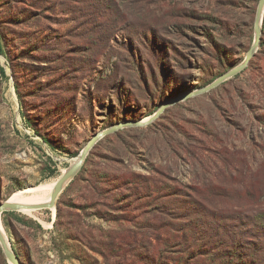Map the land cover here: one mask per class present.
Segmentation results:
<instances>
[{"label":"rangeland","instance_id":"rangeland-1","mask_svg":"<svg viewBox=\"0 0 264 264\" xmlns=\"http://www.w3.org/2000/svg\"><path fill=\"white\" fill-rule=\"evenodd\" d=\"M258 1L0 0V202L58 179L96 133L147 119L242 63ZM159 118L96 144L95 170L114 150L124 163L110 168L112 209L70 182L57 203L80 209L62 207L58 227L57 203L37 217L12 212L13 232L1 215L21 264H125L124 252L134 264H264V223L252 220L264 211V16L241 72ZM131 174L150 178L148 190L133 191ZM160 181L177 196L162 199ZM71 220L97 248L69 240Z\"/></svg>","mask_w":264,"mask_h":264},{"label":"trees","instance_id":"trees-1","mask_svg":"<svg viewBox=\"0 0 264 264\" xmlns=\"http://www.w3.org/2000/svg\"><path fill=\"white\" fill-rule=\"evenodd\" d=\"M0 55L4 56V49H3V39H2V33L0 30ZM1 73L4 75V69H1ZM161 118V116H160ZM159 118V119H160ZM156 124V122L154 121L151 125H149V129L151 127H153ZM115 136H120V132H116L114 134ZM104 139H108V136L105 137ZM96 146V145H95ZM95 146L93 147V149L90 151L89 155L87 156L81 170L79 171V173L76 175V177L72 180V182L70 183V186H77V191H81V188H83V192L81 193V198L89 201L90 204L93 205H103L106 206V208H111L112 202L110 199V193L111 190L109 189V182L113 181L111 180L112 175H110L111 173V167H118V168H124V163L122 161V158L120 157V150H114L112 151V153L115 155V157L117 158V160L115 158L111 159L108 156H104V164L102 165V167L97 168L96 170L94 169V167L92 166L91 163V158L93 155V151L95 149ZM108 157V158H107ZM115 164V165H114ZM114 165V166H113ZM151 171L156 174V175H161L162 176V180L163 181H174L173 179L169 178L168 176H165L162 172L159 171V169H152ZM116 173H120L121 171L119 169H115ZM133 179H134V189L133 191H138L139 189V185L140 183L143 184L144 188L146 190H148V185L150 183V181H152L150 178L147 177H143L141 175H134L131 174ZM125 174H120L118 176L117 179H120L121 181L124 182V184L128 183V180L125 179ZM160 181L161 185L159 188V194L163 193L164 195L162 196V199H168L170 197H176L177 194L173 193L171 191V188L168 184H165V182ZM68 186V188L70 187ZM67 188V189H68ZM192 189V188H191ZM85 191V193H84ZM86 198V199H85ZM168 204L167 203H162L161 204V208L162 211L166 210V206ZM67 207L69 206L71 211H73L72 213H70L72 215V217H77V211H79L80 208H78L79 206H77L76 204H74L73 202H64V201H59L57 203V217H56V221L54 222V225L58 227V221L60 220L61 217V208L62 207ZM13 213L12 212H4L3 215H5V217L3 218V224L4 226L10 230L11 232H13L12 228H11V224L10 222L6 219V216H11ZM118 220V219H116ZM114 220V221H116ZM253 221L257 222V223H264V211H262V209L259 207L255 213V216L252 218ZM80 221V220H79ZM80 225V223L78 222V220L76 221H72L69 222L68 230H72L74 229V232H67L70 234H67L69 240L73 241V242H80L81 244H83L84 246H86L88 249L90 250H94L95 248H97V242L95 240V237L92 236V234H90L89 232H85L83 230H81L80 227H78ZM258 241L257 243H255L256 246H258V251H261L262 248H264V243H260L259 239L256 240ZM132 253L129 252H124L121 257H122V261H124L125 264H134L132 262ZM115 258H119L120 255H112ZM139 257V254L137 255ZM145 260H147V256L144 258ZM166 258H163V260H165ZM149 260V259H148ZM114 264H120L118 262H115Z\"/></svg>","mask_w":264,"mask_h":264},{"label":"water","instance_id":"water-1","mask_svg":"<svg viewBox=\"0 0 264 264\" xmlns=\"http://www.w3.org/2000/svg\"><path fill=\"white\" fill-rule=\"evenodd\" d=\"M263 16H264V0H259L256 7V13H255V20H254V42L247 52L245 56V60L237 65L236 67L232 68L228 72L224 73L223 75L219 76L217 79H215L213 82H211L209 85L185 94L181 96L180 98H175L170 100L169 102H166L163 104L153 115L148 117L144 120H135V121H127L123 123H118L116 125H113L103 131H100L96 133L93 138L87 143V145L83 148L81 153L77 156V158L71 163V165L60 175L58 178L50 196V200L46 203L41 204H34V205H19V204H13L9 201L0 202V220L1 215L4 212H17L22 210H52L56 208L57 200L60 196V194L63 192L65 187L72 182V180L76 177V175L81 170L87 156L89 155L90 151L93 149V147L103 138H105L108 135L115 134L116 132L127 128V127H137L142 128L151 125L154 121H156L167 108L177 104L179 101L186 100L188 98L202 95L205 93H209L211 90L217 88L219 85H221L223 82L231 79L235 75H237L239 72H241L249 63L251 58L253 57L255 51L259 47L260 40H261V25L263 22ZM35 187V186H34ZM30 188V187H29ZM33 188V187H31ZM24 190V189H23ZM0 248L3 252V255L6 259V261L9 264H21L20 260L10 247V244L5 237L4 233L0 230Z\"/></svg>","mask_w":264,"mask_h":264},{"label":"bare ground","instance_id":"bare-ground-1","mask_svg":"<svg viewBox=\"0 0 264 264\" xmlns=\"http://www.w3.org/2000/svg\"><path fill=\"white\" fill-rule=\"evenodd\" d=\"M58 179L48 183L40 184L33 188H26L21 191H17L10 196L7 201L13 204L19 205H34L46 203L50 200L51 192ZM53 210V209H52ZM40 210H22L21 213L32 217H37ZM0 230L3 232V228L0 220ZM4 233V232H3ZM5 235V234H4ZM6 237V236H5Z\"/></svg>","mask_w":264,"mask_h":264}]
</instances>
